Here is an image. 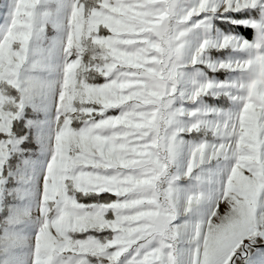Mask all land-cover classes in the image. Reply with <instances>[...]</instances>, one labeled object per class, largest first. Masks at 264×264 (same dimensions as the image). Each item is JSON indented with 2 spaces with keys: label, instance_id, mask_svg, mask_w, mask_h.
Wrapping results in <instances>:
<instances>
[{
  "label": "snow or ice",
  "instance_id": "6c2138e0",
  "mask_svg": "<svg viewBox=\"0 0 264 264\" xmlns=\"http://www.w3.org/2000/svg\"><path fill=\"white\" fill-rule=\"evenodd\" d=\"M0 264H264V0H2Z\"/></svg>",
  "mask_w": 264,
  "mask_h": 264
},
{
  "label": "rangeland",
  "instance_id": "374dc122",
  "mask_svg": "<svg viewBox=\"0 0 264 264\" xmlns=\"http://www.w3.org/2000/svg\"><path fill=\"white\" fill-rule=\"evenodd\" d=\"M0 2H2V0H0ZM250 35V34H249Z\"/></svg>",
  "mask_w": 264,
  "mask_h": 264
}]
</instances>
